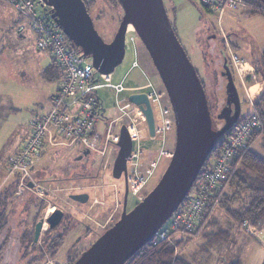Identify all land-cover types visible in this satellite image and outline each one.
<instances>
[{
  "label": "rangeland",
  "instance_id": "obj_1",
  "mask_svg": "<svg viewBox=\"0 0 264 264\" xmlns=\"http://www.w3.org/2000/svg\"><path fill=\"white\" fill-rule=\"evenodd\" d=\"M85 1L89 3L88 14L95 30L104 42L110 43L123 15L121 8L109 0ZM163 2L179 43L205 85L213 128L219 129L223 125L221 111L225 107L226 98V78L222 76L223 57L229 59L227 67L232 73L239 96L240 116L254 113V102L262 91L263 81L255 74L251 65L258 63L252 52L264 53V17L259 15L249 17L239 5L226 9L220 16L215 11L205 12L204 8L193 0H163ZM34 11L37 17L42 16L43 10L40 6H36ZM17 18L21 20L18 22ZM23 21L25 22L6 0H0V153L3 159L12 154L11 143L15 135L10 139L11 134L16 131V136L22 134L23 137L31 116L42 115L48 111L50 96L60 85V80L44 82L41 79V69L51 63V57L44 51H36L33 33L24 31L23 38H19L17 31ZM130 37L133 38L134 45L130 42ZM136 38L133 29L127 32L124 60L112 73L110 83L115 85L122 82L124 87H141L148 79L155 88L165 92L146 50ZM232 44H235L236 48H233ZM230 54L238 59L240 65L235 66L231 62ZM41 56L44 57L43 62ZM135 58L139 63L142 59L144 62L147 61L149 68L131 67ZM150 71L153 72L152 75ZM130 94L134 93L123 92L119 98L128 100ZM97 95L104 107L103 117L106 119L118 117L113 89L102 88ZM5 100L13 101L12 105L18 109L16 114L22 117L18 122L20 125L15 124L12 117L6 120L3 111L10 105L4 104ZM164 103L170 108L166 93ZM128 110H131L133 115L137 114L132 107ZM167 119L170 122V129L165 134L164 145L160 143L158 137L149 140L147 133L143 134L145 136L144 170H151L152 165L156 163L153 174L142 192L144 196L157 184L171 158L169 154L172 153L175 142L172 112ZM142 127L145 125L143 124ZM97 130L102 138L104 125H99ZM16 141L15 148L20 146L22 139L17 137ZM80 152V148L55 147L43 154L36 163L34 172L37 174L32 176L37 179V183L40 182L38 189L40 195L35 194V191L24 190V194L27 195L21 199V205H15L13 210L16 212H3L1 215L3 217L0 218V264H44V260L35 262L30 259V249L24 245L28 243L27 239L22 245L20 243L23 230L31 226L34 216H46L54 209H60L67 213L86 212L89 217L77 213L76 219H71L74 224L70 223L72 228L65 234L52 264H71L119 219L121 209L114 208V198L116 192H123L124 182L122 177L118 180L112 178V157L110 164L103 168V159L99 155L90 153L86 157H81ZM160 152H166L167 156H160ZM73 165L81 170L76 171L77 175L74 176ZM77 167L75 170L78 169ZM2 172L4 173L3 166ZM16 186V196L21 197L24 191L17 194ZM74 192L88 194V203L81 205L66 198L68 194ZM118 200L120 202L119 196ZM137 203L135 198L128 195L127 211ZM222 214L223 212L215 210L214 216L218 228L229 231L233 240L228 247L230 253L227 251L228 243L224 241L209 246L206 251L201 250L200 246L205 242L198 236L186 247L180 250L177 247V252L183 254L191 264H223L224 255H227L229 260L243 259L244 264H260L264 257V248H262L264 227L261 235L257 232L256 238H250ZM63 223L65 219L57 231L51 234L50 239L62 232ZM46 229L45 224L42 233ZM208 230L217 232L214 226H210ZM178 237L176 236L175 239ZM41 246L46 245L41 244ZM68 259L69 261L66 262Z\"/></svg>",
  "mask_w": 264,
  "mask_h": 264
},
{
  "label": "water",
  "instance_id": "obj_2",
  "mask_svg": "<svg viewBox=\"0 0 264 264\" xmlns=\"http://www.w3.org/2000/svg\"><path fill=\"white\" fill-rule=\"evenodd\" d=\"M51 8V18L66 39L102 76H110L123 62L128 26L146 50L167 95L173 114L175 142L171 158L157 184L127 211V158L131 141L124 125L118 130L117 152L111 175L123 178L124 193L119 219L105 230L73 264H125L178 210L195 183L218 139L231 129L240 116V100L232 74L225 65L227 106L232 104L225 125L214 129L205 90L197 71L179 43L167 16L163 0H117L123 12L110 43L99 36L83 0H41ZM128 101L142 112L148 135L154 137V116L145 94H130ZM231 114V115H230ZM88 151L83 153L87 156ZM31 184H29V187ZM85 204L88 194L70 195ZM61 211L47 219L51 228L59 223ZM42 221L34 226L33 242Z\"/></svg>",
  "mask_w": 264,
  "mask_h": 264
},
{
  "label": "built area",
  "instance_id": "obj_3",
  "mask_svg": "<svg viewBox=\"0 0 264 264\" xmlns=\"http://www.w3.org/2000/svg\"><path fill=\"white\" fill-rule=\"evenodd\" d=\"M6 1L18 12L19 17L25 20L23 24H19L17 32L33 33L35 48L46 51L62 74L60 85L51 98L48 112L31 117L27 140L16 154L6 159L7 177L16 180L17 194L24 190L39 194L40 183L33 181V171L44 152L55 147L80 148L81 152L97 154L103 159V168H106L110 164L111 157V163L113 162L117 152L116 130L124 125L132 145L126 162L128 195L137 202L141 201L144 198L142 192L153 174L156 163L152 165L151 170H144L145 136L143 134L147 133L145 118L138 106L119 98V95L126 91L146 95L155 122L154 137L148 135V138L150 140L158 137L160 143L164 145L165 134L170 129L167 118L172 112L164 103L165 92L155 88L148 79L145 85L136 88L127 89L122 82L112 85L109 76L99 75L92 68L90 60L86 59L68 40L66 41V37L51 18L50 7L45 6L41 0ZM193 1L203 8L218 12L220 16L226 9L240 5L237 0ZM36 6H40L43 10L40 18L34 11ZM129 40L134 45L133 38L130 37ZM230 58L235 66L240 65L232 54ZM131 67H138L136 59ZM102 88H111L114 91L115 109L119 113L114 119L103 117L104 107L97 95ZM129 107H132L137 114L133 115L132 111L128 110ZM102 124L104 132L101 138L97 127ZM143 124L145 127H142ZM260 126V116L256 111L237 124L233 134L212 154L206 167H202L203 170L201 169L183 206L171 216L152 240L168 241L171 233L193 229L209 196L216 193L227 180L229 163L237 151L245 146L250 134ZM161 155L167 156V153L160 152ZM121 197L122 193L116 192L114 208L122 206ZM247 228L250 235H256V229Z\"/></svg>",
  "mask_w": 264,
  "mask_h": 264
},
{
  "label": "trees",
  "instance_id": "obj_4",
  "mask_svg": "<svg viewBox=\"0 0 264 264\" xmlns=\"http://www.w3.org/2000/svg\"><path fill=\"white\" fill-rule=\"evenodd\" d=\"M83 1L87 12H89V3L85 0ZM109 1L120 7L117 0ZM237 1L240 3L239 6L243 8L247 16L254 17L259 15L264 17V0ZM204 11L211 12L205 7ZM19 20L20 19L17 18L18 22ZM136 39L138 40V38ZM232 47L236 48V45L232 44ZM252 54L254 58H257L256 61L258 63H252L251 65L255 70V74L263 81L262 91L256 98L253 106L256 113L260 116V128L250 134L245 146L237 151L235 157L229 163L227 180L222 183L216 193L214 192L213 195L209 196L203 207V212L200 214L198 222L194 225L193 229L171 233L168 241L155 242V239L151 240L129 258L125 264H191L183 254L178 253L179 251L177 252L176 248L178 247L180 250L186 247L197 236L204 239L205 242L200 246L201 250L206 251L209 246L211 247L222 241L228 243V248L233 240L229 231L218 228V222L215 220L214 216L215 210L223 212L222 215L229 218L233 225L250 238H256V235H250L247 227L256 229L257 232L264 227V53L253 51ZM228 60V58L223 57V65L226 64L227 66ZM61 75L60 69L53 61V64L44 70L42 78L46 82H52L60 80ZM201 83L205 90L204 83L202 81ZM247 116L248 115L239 116L237 123L218 139L216 146L210 153L203 168L206 167L212 154L233 134L237 124ZM83 170L84 168H82V171ZM14 183L15 188L16 180ZM182 206L183 203L179 208ZM2 213L0 215H2ZM210 226L217 228V232L209 231L208 229ZM176 236L179 237L175 239ZM227 251L230 253L229 248ZM77 258L78 256L76 259ZM76 259H74L71 264H73ZM222 263L242 264L240 258L235 260H231L230 258L229 260L227 255H224L222 258ZM261 264H264V258Z\"/></svg>",
  "mask_w": 264,
  "mask_h": 264
},
{
  "label": "flooded vegetation",
  "instance_id": "obj_5",
  "mask_svg": "<svg viewBox=\"0 0 264 264\" xmlns=\"http://www.w3.org/2000/svg\"><path fill=\"white\" fill-rule=\"evenodd\" d=\"M225 65H223V69H224L223 71L224 72H222V76L226 78V76H225V68H224ZM134 94H136V93H134ZM227 98H228V96H227V93H226L225 107L221 111V120L223 121V125L222 126H224L225 123H226L225 116L226 117H229L228 116L229 115V111L232 112V110H231L232 104L230 106H227V102H226L227 101ZM145 125H146V122H145ZM146 128H147V126H146ZM154 128H155V126H154ZM147 133H148V131H147ZM82 153H84V152H82ZM111 167H112V165H111ZM74 175H76V173H73V176ZM32 178H33V181H36L37 180L34 177H32ZM126 178H127V175H126ZM78 179H80V178H78ZM38 183H40V182H38ZM123 193H124V186H123V192H122L121 201L123 199ZM76 194H83V193L82 192H74L72 194H68L66 196V198L70 200L69 196L70 195H76ZM127 197H128V194H127ZM88 201H89V196H88V200H87L86 203H88ZM72 202H74V201H72ZM75 203H77V202H75ZM65 204L69 205V203H67V202H65ZM81 205H84V204H81ZM118 208H120L121 211H122V206L121 207H118ZM55 210H60V209H54L52 212H50L46 216H42V215L40 217L34 216V218L32 219L31 226L30 227H26L23 230L22 235L20 236L21 245L23 244L22 242H24V240H26V239L28 240L27 241L28 243H26V244L24 243V245H25V247L27 249L29 247L30 252H31V254H30L29 257H30L31 260H34L35 262H39L40 260H44V264H52V261L55 260V255L57 253V250H58L59 246L61 245V243H62V241H63V239L65 237V234L72 228V225L70 224L72 222L71 219H76V216H78L77 213H80L81 216H83V217L89 218L87 216V213L86 212H70V213H67V212H62L60 210L61 211V217H60L59 223L56 226H54L53 228H51L49 226V224L47 223V219L54 213ZM64 219H65V223H63L64 226L62 225L63 226L62 227V230H61L62 232L60 234H58V235H54L53 238L50 239L51 234H53L54 232L57 231V229L60 227V225L62 224V222H63ZM40 220L42 221L41 231L39 233V237H38L37 241L36 242H33V238H34V226L37 223V221H40ZM72 223L74 224V222H72ZM45 224L47 225V229L44 231V233H42V231L44 230V225ZM41 244L42 245H46V246L43 247V246H41ZM68 261H69V259L66 262H68Z\"/></svg>",
  "mask_w": 264,
  "mask_h": 264
},
{
  "label": "crops",
  "instance_id": "obj_6",
  "mask_svg": "<svg viewBox=\"0 0 264 264\" xmlns=\"http://www.w3.org/2000/svg\"><path fill=\"white\" fill-rule=\"evenodd\" d=\"M17 21V20H16ZM15 21V22H16ZM18 33V32H17ZM18 36H19V38H23V35L22 34H20V33H18ZM35 47V46H34ZM36 49V48H35ZM36 51L38 52V51H43V50H38V49H36ZM44 52H46V51H44ZM47 53V52H46ZM126 53V52H125ZM47 55H48V53H47ZM135 55V54H134ZM49 56V55H48ZM42 58H41V61L43 62V60H44V57L43 56H41ZM50 57V56H49ZM136 59V58H135ZM137 60V59H136ZM138 62V61H137ZM53 64V61H52V59H51V63L49 64V65H46L45 67H42V69H41V73H40V76H41V79L44 81V79L42 78V74H43V72H44V70L47 68V67H49V66H51ZM132 65V64H131ZM142 66H145V68H149V64L147 63V61L146 62H144V60L142 59L141 60V62L139 63L138 62V67L137 68H139V69H141V67ZM143 68V67H142ZM152 73L153 72H151L150 71V74L152 75ZM61 79V78H60ZM111 80V75L109 76V81ZM44 82H46V81H44ZM116 85V84H115ZM59 87V86H58ZM57 87V88H58ZM125 88H127V89H130V88H136V87H125ZM56 91H57V89L55 90V92L50 96V104H51V98H52V96L56 93ZM4 102V104H7V105H10V107H8L6 110H4L3 111V114H4V116H5V118H6V120H8L10 117H12V118H14V120H15V124H17L18 122H20L21 121V119H22V117L20 118L16 113H17V111H18V109L17 108H15V106H13L12 104H13V101H7V100H5V101H3ZM50 108V107H49ZM49 110V109H48ZM48 112V111H47ZM46 112V113H47ZM43 115V114H42ZM18 125H20V123H18ZM29 132H30V127L28 126V128H27V131H26V133L23 135V137H21L22 136V134H20L19 136H16V131H14L12 134H11V136H10V139H12V137L15 135V137H14V140H13V142L11 143V147H12V150H11V152H12V154L11 155H14V154H16L20 149H21V147L23 146V144H24V142L27 140V137H28V134H29ZM17 137H19V138H21L22 139V141H21V143H20V146L19 147H17V148H15V146H16V140H17ZM10 139H9V142H10ZM73 149V148H72ZM49 150H46L45 152H44V154L46 153V152H48ZM81 153V157H86V156H83V153L82 152H80ZM11 155H9V156H11ZM8 156V157H9ZM8 157H6V158H1V153H0V214L2 213V212H16V210L14 211L13 209H15V205H21V199L25 196V195H27V194H24L25 193V191L23 192V195L20 197V196H16V192H15V188H14V185H13V183H14V179H12V178H8L7 177V170L5 169L6 168V159L8 158ZM2 166H3V168H4V173L2 172ZM73 167L74 168H72V171L75 173L76 171H81L77 166H75V165H73ZM75 167H77L78 169L77 170H75ZM40 173V172H39ZM38 173V174H39ZM35 174H37L36 172H34L33 171V175H35ZM37 176V175H36ZM14 191V192H13ZM10 193H11V195H10ZM15 197V198H14ZM26 206H28V204L26 205ZM27 208V207H26ZM3 214V213H2ZM1 216V215H0ZM0 218H2V217H0ZM262 231H263V228L258 232L259 233V235H261V233H262ZM257 233V234H258ZM257 236V235H256ZM21 243V242H20ZM262 248H264V246L262 245ZM264 258V257H263ZM263 258L261 259V262H262V260H263ZM240 261H241V263L242 264H244V260L243 259H240ZM261 264V263H260Z\"/></svg>",
  "mask_w": 264,
  "mask_h": 264
},
{
  "label": "bare ground",
  "instance_id": "obj_7",
  "mask_svg": "<svg viewBox=\"0 0 264 264\" xmlns=\"http://www.w3.org/2000/svg\"><path fill=\"white\" fill-rule=\"evenodd\" d=\"M131 30H132V29H131V26H128V28H127V32H129V31H131ZM127 32H126V33H127ZM259 87H260V86H259ZM250 90H252V89L250 88ZM251 93H252V92H251ZM251 93H250V94H251ZM253 94H254V93H253Z\"/></svg>",
  "mask_w": 264,
  "mask_h": 264
},
{
  "label": "clouds",
  "instance_id": "obj_8",
  "mask_svg": "<svg viewBox=\"0 0 264 264\" xmlns=\"http://www.w3.org/2000/svg\"><path fill=\"white\" fill-rule=\"evenodd\" d=\"M127 34V33H126Z\"/></svg>",
  "mask_w": 264,
  "mask_h": 264
}]
</instances>
